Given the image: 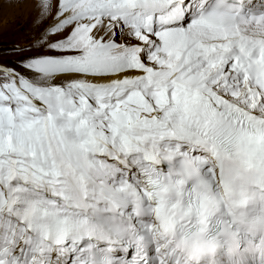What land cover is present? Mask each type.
<instances>
[{"label":"snow or ice","instance_id":"snow-or-ice-1","mask_svg":"<svg viewBox=\"0 0 264 264\" xmlns=\"http://www.w3.org/2000/svg\"><path fill=\"white\" fill-rule=\"evenodd\" d=\"M0 264H264V0H37L0 46Z\"/></svg>","mask_w":264,"mask_h":264},{"label":"rangeland","instance_id":"rangeland-1","mask_svg":"<svg viewBox=\"0 0 264 264\" xmlns=\"http://www.w3.org/2000/svg\"><path fill=\"white\" fill-rule=\"evenodd\" d=\"M36 14L37 0H0V46L26 39Z\"/></svg>","mask_w":264,"mask_h":264}]
</instances>
